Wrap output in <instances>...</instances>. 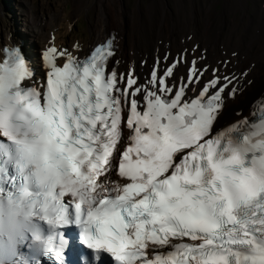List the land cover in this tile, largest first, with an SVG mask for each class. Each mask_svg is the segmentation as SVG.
Returning <instances> with one entry per match:
<instances>
[{
	"label": "snow or ice",
	"instance_id": "snow-or-ice-1",
	"mask_svg": "<svg viewBox=\"0 0 264 264\" xmlns=\"http://www.w3.org/2000/svg\"><path fill=\"white\" fill-rule=\"evenodd\" d=\"M0 51V185L43 197L57 264L69 227L83 264H264V109L218 127L235 77L205 81L185 52L141 82L110 67L108 38L83 59L47 47L37 83L19 48Z\"/></svg>",
	"mask_w": 264,
	"mask_h": 264
},
{
	"label": "bare ground",
	"instance_id": "bare-ground-1",
	"mask_svg": "<svg viewBox=\"0 0 264 264\" xmlns=\"http://www.w3.org/2000/svg\"><path fill=\"white\" fill-rule=\"evenodd\" d=\"M98 2L101 9V16H100L101 23L99 24L98 27H96L91 31L90 33L91 37H90V41L88 40L89 41L88 44L99 42L100 39L106 37L109 30L114 29L117 32L118 36L121 38L119 41V51L117 50L115 51V57L118 59V67L119 70L121 71L123 69V63L125 62L127 57L125 46H123V44H124V36L127 33V29L130 24V21L125 19V11L123 10L124 7L123 0H98ZM30 8L31 6L27 5V6H20L17 9L18 16L23 17V19L21 18L23 21H25L24 12ZM176 9L178 10V7H176ZM252 19L254 20L255 18ZM253 22L255 21L250 22V25H252ZM256 23L257 25H259V27L254 29L253 32H250L249 26L243 28L241 31H238V27H235V29L231 32L233 34V39L226 40V38H223L222 35H220L221 40L217 41L215 44H213L210 40L211 38L209 37V31H207L208 29L202 32L203 41L200 43L202 45V48H205L207 50L206 52L207 56L205 62L206 63L208 62V64L212 65L215 64V60L221 59V53H219L218 50L219 47L223 46L222 49L223 52L228 51V53H230L231 55L230 56L231 60L226 66L223 67L221 65L219 67V71H220L219 74L221 75L223 74L229 78L232 77L236 78L235 80H233L232 84H229L230 89L231 88L236 89L233 95L234 99L233 100L227 99L225 101V107L220 118L221 122L223 121L228 122L235 119V111L239 107H243L244 109L249 108L248 110H250L253 107V103L264 96V58H261L264 55V50L260 49L258 56H252L254 49L252 42L254 39L258 40L262 38L263 39L262 44L264 45V11L262 12V16L259 18L258 22ZM186 24H187L186 28L184 27L182 30L188 29L189 25L188 23ZM217 25L218 26L216 27L215 32L218 31V28H221V25L219 23H217ZM209 26H210L209 28L210 30L212 28V24L209 23ZM44 27L45 26L43 24H39L35 27L34 31L35 32L37 31L36 33L37 38L36 40H33L32 43L25 42L24 45L27 51L33 53L32 50L35 48L34 45L36 43L43 44V42L49 38L48 30L46 31ZM166 30H168V33L165 32ZM173 30H175L174 27H172L171 29L164 28V31L162 28H159L158 34L156 35L154 34L155 30L152 31L153 32L152 37L147 36L144 32H139V31L136 32V34L143 33L144 38L147 40L146 45L152 49L146 51L143 47L135 45L134 42H132L130 46L132 56L130 58L131 61H128V65L129 68L131 67L134 69L135 74L139 76V79L141 81H143L147 77V72H146L147 63L150 64V62H153L155 58L159 57L160 65H162L164 63H167L170 59H172L175 54H178L182 51L181 49L182 45L180 46V44H177L176 38H173V34H172ZM249 33H253L254 36L251 37ZM241 34L248 36L250 38V39H245L246 44L244 46H241L239 43L241 39ZM8 37H9L8 34L5 35L4 41H8ZM161 37H165V42L157 41V39L159 40L161 39ZM183 47H187V46H183ZM80 49L81 51L80 50L78 51L83 53L87 51V46L81 47ZM199 52H200L199 50L194 52L193 57L199 56ZM166 53L169 55L167 61L163 59ZM190 59L191 58H188L187 60L190 61ZM144 61L145 64L141 65V63ZM200 63L205 64L204 61H201ZM185 65L186 64L184 63L178 65V67L175 69V73L176 74L184 73ZM216 65L217 63L215 64V66ZM181 76L182 74L177 77H181Z\"/></svg>",
	"mask_w": 264,
	"mask_h": 264
},
{
	"label": "rangeland",
	"instance_id": "rangeland-1",
	"mask_svg": "<svg viewBox=\"0 0 264 264\" xmlns=\"http://www.w3.org/2000/svg\"><path fill=\"white\" fill-rule=\"evenodd\" d=\"M16 0H9V4L5 3L7 8V12L9 16L7 15V19L10 18V22L7 24L6 21L4 20L2 14L6 13V11L0 9V39L3 38V33H2V26L3 25H8L11 28H15V26L18 28V23H21V21L16 20V15H17V3H15ZM22 2V0H18ZM45 4V7H49V9H55L59 11L58 13H61L57 27H58V32L56 33L57 38L61 42L69 41L70 43L74 38L86 43L89 40L90 33L88 30V26L93 27L94 25L99 24V18H98V11H99V6L97 0H86L85 6H83L82 3H79L78 0H42ZM74 1V2H73ZM89 1V3H88ZM95 1V2H94ZM175 1V0H171ZM182 6L185 11H186V16L187 19L191 17L195 21V26L198 30H202L205 27V23L207 22L208 19H211L210 22H217L216 20H222L225 25H229L231 21L238 22L241 24V20L243 21L248 20L252 15H255L254 9L257 7L258 9V14L260 13L262 5L264 0H177ZM97 2V3H96ZM36 4V2H33ZM78 3V4H77ZM75 7H74V5ZM148 4H151V8L153 7L157 16H158V21H162V19L166 18V21L168 24H172V20L176 19L174 17L175 14H172L170 10L172 9L171 4L169 3V0H124L123 6L127 8L128 11H132L130 15H133L135 17L136 21L143 20L146 23H150V20L146 16L144 9L145 6ZM16 5V6H15ZM73 5V6H72ZM79 5V6H78ZM80 12L76 11L77 7H80ZM235 7L237 9L236 12L229 13L228 15L223 14V10L227 7ZM177 7V6H176ZM84 8V9H83ZM9 9V10H8ZM83 9V10H82ZM245 9V11H244ZM247 9V11H246ZM256 9V10H257ZM229 12H231V9H227ZM12 12V14H10ZM128 13V12H127ZM188 14H191V16H188ZM75 14V15H74ZM73 15V16H71ZM209 16V18H207ZM6 19V20H7ZM68 20V21H67ZM17 22V25H16ZM74 24V30L69 31L68 30V25L69 24ZM243 23V22H242ZM220 24V23H219ZM254 22L252 23V29L250 27V32L254 31L255 25H253ZM133 23H131L128 26V28L133 27ZM177 27H180L183 25V22H179L178 24H174ZM221 25V24H220ZM187 24H185L186 28ZM216 25H212V28L209 30L210 26L208 25V30L209 31V37L211 38V42L215 44L217 41L221 40L220 38L216 39L213 35L215 33V29L217 27ZM6 27V26H5ZM235 27L234 26L230 29L228 35H230L229 39H233V34L231 33ZM162 28V27H160ZM20 29V28H19ZM164 31V28H162ZM175 30H173L174 32ZM221 31V28H218L217 33ZM145 34H147V29L145 31ZM154 34H158V29L155 30ZM137 37L139 38L136 42H134L135 45H138L140 47H143L146 51H149V48L146 45L147 40L144 38L143 33H138L136 34ZM222 37L224 38V34H221ZM150 37V36H149ZM245 39H250L248 36H245L241 34V39L239 41L241 46H244ZM198 41V40H196ZM263 39H254L252 44H253V53L252 56H258L259 50H264V45L262 44ZM123 46H125V41ZM248 47V46H246ZM152 50V49H151ZM264 58V55L261 57Z\"/></svg>",
	"mask_w": 264,
	"mask_h": 264
}]
</instances>
